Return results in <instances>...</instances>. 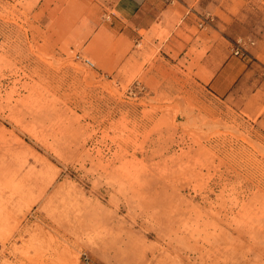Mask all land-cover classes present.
Segmentation results:
<instances>
[{
  "label": "rangeland",
  "instance_id": "1",
  "mask_svg": "<svg viewBox=\"0 0 264 264\" xmlns=\"http://www.w3.org/2000/svg\"><path fill=\"white\" fill-rule=\"evenodd\" d=\"M163 1L178 40L0 0V264H264V0Z\"/></svg>",
  "mask_w": 264,
  "mask_h": 264
},
{
  "label": "crops",
  "instance_id": "2",
  "mask_svg": "<svg viewBox=\"0 0 264 264\" xmlns=\"http://www.w3.org/2000/svg\"><path fill=\"white\" fill-rule=\"evenodd\" d=\"M10 2L18 0H8ZM45 0H38L39 3L43 4ZM67 1L66 5L69 7H80L82 5L89 8V13L92 15L94 21H98V17L101 15H107L112 24L108 27L105 26L103 35L108 33H114L117 30H120V36L123 37V40H142V36L138 34L136 30L144 28L149 31V33L155 35L160 29L167 28L170 30V35L168 40L180 39L175 34L174 20L167 15L169 10V5L166 6L163 0H65ZM52 5V3H51ZM104 24V22H103ZM130 25V26H129ZM173 25L175 29H173ZM101 28V26H100ZM99 28V29H100ZM99 31V30H98ZM155 33V34H154ZM154 44L157 43L158 38L153 36ZM214 45V43H213ZM215 47L208 50V53L211 51L214 53ZM214 62L208 63V69L212 72L214 83H217V80L220 76L217 74L220 70V65L224 64V74L233 75L237 74V71L234 69L233 65L235 64L234 60H228L224 62Z\"/></svg>",
  "mask_w": 264,
  "mask_h": 264
},
{
  "label": "built area",
  "instance_id": "3",
  "mask_svg": "<svg viewBox=\"0 0 264 264\" xmlns=\"http://www.w3.org/2000/svg\"><path fill=\"white\" fill-rule=\"evenodd\" d=\"M249 44L252 45L253 42L252 41H250L249 43L238 42L237 45L233 47V53L239 56H248L247 46H249ZM77 58L79 59L80 62H82L87 66H94V62L89 57H85L81 54H77ZM78 264H104V263L101 262L100 260L95 259L89 253L84 251L80 254V259Z\"/></svg>",
  "mask_w": 264,
  "mask_h": 264
}]
</instances>
